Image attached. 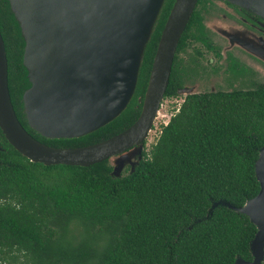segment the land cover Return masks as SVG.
Returning <instances> with one entry per match:
<instances>
[{
	"label": "trees",
	"instance_id": "1",
	"mask_svg": "<svg viewBox=\"0 0 264 264\" xmlns=\"http://www.w3.org/2000/svg\"><path fill=\"white\" fill-rule=\"evenodd\" d=\"M173 2H165L126 110L84 137L49 140L25 120L21 98L29 83L22 66L24 42L7 1L0 0L9 94L28 133L48 146L78 148L129 128L140 114ZM199 22L194 11L176 53L183 50L188 34L199 39ZM181 71L175 56L164 99L178 97ZM263 147L264 84L185 96L167 125L161 126L147 158L119 177L111 176L109 161L89 167L32 163L0 130V264L251 261L254 224L234 210L212 206L221 201L240 208L258 194L255 163Z\"/></svg>",
	"mask_w": 264,
	"mask_h": 264
},
{
	"label": "water",
	"instance_id": "2",
	"mask_svg": "<svg viewBox=\"0 0 264 264\" xmlns=\"http://www.w3.org/2000/svg\"><path fill=\"white\" fill-rule=\"evenodd\" d=\"M6 1L24 42L22 66L29 87L21 101L32 131L49 140L81 138L105 127L126 110L166 0ZM252 1L264 12V0ZM197 3L174 0L137 120L109 139L78 148L48 146L22 126L9 94L7 57L0 32V130L6 141L32 163L89 167L109 161L111 176L119 177L124 165L119 155L142 144L159 115L177 46ZM254 55L264 62V50ZM256 71L264 78L263 68L256 67ZM182 92L184 89L178 91ZM191 94L196 92L185 95ZM113 160L119 163L113 164ZM255 174L260 190L244 206L236 208L221 201L212 206L221 205L247 216L257 229L250 243L252 260L238 258L234 264L264 263V147L259 151Z\"/></svg>",
	"mask_w": 264,
	"mask_h": 264
},
{
	"label": "flooded vegetation",
	"instance_id": "3",
	"mask_svg": "<svg viewBox=\"0 0 264 264\" xmlns=\"http://www.w3.org/2000/svg\"><path fill=\"white\" fill-rule=\"evenodd\" d=\"M194 11L202 33L198 40L188 34L183 50L175 54L182 70L178 91L200 89V94L227 92L220 88L246 89L254 84H264V78L260 77L255 67L264 68V62L254 55H260L264 50V12L255 2L200 0ZM226 30L234 31L231 37ZM150 133L142 144L132 146L119 155V158L129 155L120 175L135 169L147 158Z\"/></svg>",
	"mask_w": 264,
	"mask_h": 264
},
{
	"label": "rangeland",
	"instance_id": "4",
	"mask_svg": "<svg viewBox=\"0 0 264 264\" xmlns=\"http://www.w3.org/2000/svg\"><path fill=\"white\" fill-rule=\"evenodd\" d=\"M225 32L230 35L229 37H231L232 32L234 33L233 30H226ZM257 68L260 70L261 67H257ZM220 89L224 91L229 90V88H220ZM200 91L202 90L196 89V90L188 91L187 89H184V92L178 93V97L176 99H163L161 107L159 109V115L157 116L155 123L151 129L152 131L148 137V142H147L148 150H150L151 146L156 142L161 130V126H163L164 123L168 122L170 117L177 112V109L179 108L180 104H182L183 99L186 96L185 94H190V92L200 93ZM128 157L129 155L120 157L119 162H123L124 165L127 164ZM119 162H116L115 160L112 161L113 164H118Z\"/></svg>",
	"mask_w": 264,
	"mask_h": 264
},
{
	"label": "built area",
	"instance_id": "5",
	"mask_svg": "<svg viewBox=\"0 0 264 264\" xmlns=\"http://www.w3.org/2000/svg\"><path fill=\"white\" fill-rule=\"evenodd\" d=\"M168 122L164 123V125H167Z\"/></svg>",
	"mask_w": 264,
	"mask_h": 264
}]
</instances>
